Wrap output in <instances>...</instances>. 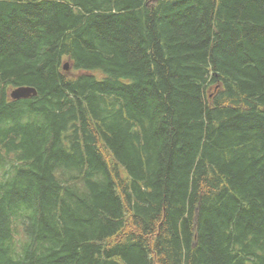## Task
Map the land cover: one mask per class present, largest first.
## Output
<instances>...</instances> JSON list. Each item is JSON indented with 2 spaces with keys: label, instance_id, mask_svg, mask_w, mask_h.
Instances as JSON below:
<instances>
[{
  "label": "trees",
  "instance_id": "trees-1",
  "mask_svg": "<svg viewBox=\"0 0 264 264\" xmlns=\"http://www.w3.org/2000/svg\"><path fill=\"white\" fill-rule=\"evenodd\" d=\"M0 264H264V0H0Z\"/></svg>",
  "mask_w": 264,
  "mask_h": 264
},
{
  "label": "water",
  "instance_id": "water-1",
  "mask_svg": "<svg viewBox=\"0 0 264 264\" xmlns=\"http://www.w3.org/2000/svg\"><path fill=\"white\" fill-rule=\"evenodd\" d=\"M64 67L68 69V64H65ZM37 89L33 86H18L11 90L10 96L13 99H22V98H30L37 94Z\"/></svg>",
  "mask_w": 264,
  "mask_h": 264
}]
</instances>
